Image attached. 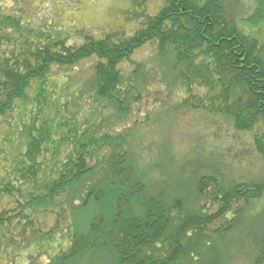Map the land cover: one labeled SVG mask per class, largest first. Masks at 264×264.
I'll return each instance as SVG.
<instances>
[{"label": "trees", "instance_id": "16d2710c", "mask_svg": "<svg viewBox=\"0 0 264 264\" xmlns=\"http://www.w3.org/2000/svg\"><path fill=\"white\" fill-rule=\"evenodd\" d=\"M35 1L0 0V118L19 103L32 104L40 117L54 69L93 61L92 77L74 101H52L55 115H68L62 130L82 116L75 135L56 144L46 122L41 129L34 118L22 124L26 150L0 178V264H220L218 246L264 199V182L202 175L185 207L143 177L132 153L131 132L149 116L124 125L151 89L160 102L159 93H168L164 100L180 93L174 111L220 116L239 133L253 132L264 161V43L253 35L264 25V0H253L241 19L230 16L227 0H132L125 20L140 23L134 33L115 29L101 37L69 32L37 8L30 15ZM40 1L42 8L49 2ZM151 2L159 4L154 14L147 13ZM148 45L156 47L154 59L136 64ZM84 105L94 108L92 116L77 110ZM101 108L110 120L103 125ZM47 145L63 147L45 160ZM258 243L252 261L264 264V229Z\"/></svg>", "mask_w": 264, "mask_h": 264}, {"label": "rangeland", "instance_id": "374dc122", "mask_svg": "<svg viewBox=\"0 0 264 264\" xmlns=\"http://www.w3.org/2000/svg\"><path fill=\"white\" fill-rule=\"evenodd\" d=\"M48 1L42 8L41 1L36 0L31 9L29 7L28 13L31 15L37 8L35 13L41 15V18L56 22L69 32L85 29L101 37L105 32L123 29L127 35H132L140 24L126 23L125 13L133 9L132 0H55L54 3L52 0ZM226 5L230 16L241 19L246 18L252 11L253 0H227ZM149 6L147 13L154 14L159 4L151 2ZM35 17L36 14L33 15V18ZM236 25L245 33L253 31L247 26L243 27L238 23ZM254 32L257 35H253L264 43V25L260 31ZM155 49L154 46H146L134 57L135 63L150 64L156 55ZM92 64L93 61L83 62L78 68L67 72L53 70L47 79L50 93L47 92L46 99L50 107L42 111L40 117L37 118L35 106L19 103L10 116L0 118V178L9 176L7 171L11 173L19 154L26 150V138L21 132L23 123L29 125L34 118L35 126L41 129L46 122L47 132H51L56 144L67 134L75 135L74 126L82 123V116L77 115L68 123L69 126H65L67 129L62 130V118L68 115H55L51 105L55 100L59 104L74 101L83 87H87L90 82L88 77L92 76L88 75L92 72ZM155 66L157 65H153L150 71ZM86 71L90 73L86 74ZM38 89L39 83H33L28 92L29 99L36 97ZM155 91L156 89L150 90L152 94L135 108L131 119L124 126L135 125V120L142 121L145 116H149L148 122L131 132L130 141L132 153L136 154L140 162L139 168L143 177L155 185L158 192L171 195L173 202V196H178L176 199L182 204L185 201L184 206L189 207L191 200L187 198L194 196L202 175L213 176L219 173L229 183L264 182V161L254 149L251 134L253 132L239 133L230 122L220 116L188 109L174 111L180 93H172L165 100L168 93H159L163 100L160 102L159 96L154 94ZM90 106H80L77 110L82 109L84 116H92L94 108ZM107 116V111L103 113L101 108L96 116L97 121L104 120L102 125L110 122L106 119ZM59 147L63 145H47L43 152L45 160L50 159L51 153L56 152ZM66 150L72 152L71 147ZM250 208L249 215L238 224L234 233L226 235V239L218 246V249L222 247L223 252L220 264H253V256L260 245L258 236L264 229V199L253 203ZM82 264H87V261L84 260Z\"/></svg>", "mask_w": 264, "mask_h": 264}]
</instances>
